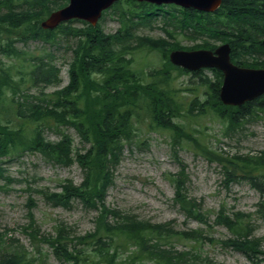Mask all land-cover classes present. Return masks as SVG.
<instances>
[{"label":"trees","instance_id":"16d2710c","mask_svg":"<svg viewBox=\"0 0 264 264\" xmlns=\"http://www.w3.org/2000/svg\"><path fill=\"white\" fill-rule=\"evenodd\" d=\"M66 2L0 0V26L20 29L31 39L45 42L53 41L56 34L61 33L77 40L73 45L74 57L69 63L71 84L66 89L49 94L42 91L41 97L36 99L24 95L20 87L22 82L15 80L9 67L0 64V162L5 156L18 158L30 152L38 153L46 162L55 165L69 167L77 164L80 168V184L64 180L59 192L43 193L52 206L70 208L72 202L78 200L84 208L96 212L95 227L90 233L70 237L64 227L56 226L54 237H44L43 241L48 242L53 255L62 264H78L79 258L84 263L90 256L82 254L81 249L77 248L78 244L93 248L99 260H91L90 264H144V260L153 264H195L188 259L191 256L189 251H175L166 245L173 236L213 243L202 230L175 232L170 224L138 221L106 207L105 191L110 184L111 167L118 161L124 146L132 143L137 136L135 124L147 122L149 130L169 134L173 151L181 143L191 147L209 161L220 163L226 181L245 178L264 197V152L258 157H223L203 145L202 139L195 135H201L200 131L191 129L188 124L176 122L183 112L188 120L195 122L210 116L212 120L220 119L226 124V129L233 131L240 125L262 118L264 95L238 107L223 105L218 97L222 74L210 69L216 75L215 80L203 76L205 70L190 73L206 87V98L199 99L197 89L187 88L183 91L191 95L182 102L178 99L179 91L170 86L173 80L170 67L179 73L189 72L172 66L164 48L159 51L163 63L170 66L164 69L165 73L155 69L146 72L134 68L132 53L146 48L142 44L133 45L134 41H141L132 32L135 26L141 24H134V21L151 27V20L164 14L163 20L172 28L167 30L168 36L180 31L193 40L228 42L232 63L241 67L264 68V46L261 44L264 39V0H222L214 13H201L173 5L158 7L145 2L119 0L110 9L121 25L112 36L103 35L97 30L98 26L92 27L85 23H82L83 28L71 27L75 21L54 30H43L40 21ZM121 2L128 5L127 12H124ZM6 46L7 52L11 53V45ZM208 47L205 49H212ZM1 52L6 53V50ZM20 53H16V56ZM26 67L29 70L24 83L28 85L39 82L48 87L59 82L58 69L49 61L40 58ZM33 99L36 103L30 102ZM50 122L61 135L57 142L47 141L43 137L45 124ZM60 127L74 129L80 139L79 148L73 146V140ZM183 176L181 168L177 178L171 180L175 187L173 200L187 218L207 225V218L200 213L199 204L184 194ZM262 203H259L260 207ZM213 224L225 226L233 235V238L222 241L223 245L252 261L259 260L256 264H264L261 241L259 238H250L251 228L241 217L234 214V218H231L220 210ZM207 226L210 228L212 225ZM2 235L5 234L0 233V242ZM130 246H135L136 251L126 259L118 260L120 251ZM23 252L18 249L8 256L0 252V264H29L30 259ZM259 256L262 257L259 259ZM193 259L198 260L197 257ZM198 264H202V261Z\"/></svg>","mask_w":264,"mask_h":264},{"label":"rangeland","instance_id":"374dc122","mask_svg":"<svg viewBox=\"0 0 264 264\" xmlns=\"http://www.w3.org/2000/svg\"><path fill=\"white\" fill-rule=\"evenodd\" d=\"M120 5L123 6L124 12H127L128 5L122 2ZM163 15L153 18L151 27L134 21V24H141L132 30L141 41H134L133 45H146V48L136 50L131 55L135 69H144L146 72L155 69L165 73L164 69L170 66L163 63L164 59L159 51L161 48L169 54L176 49L192 51L208 46L214 48L220 44L218 41L193 40L185 37L180 31L168 36L167 30L172 28L166 25ZM97 25V30L106 36L116 34L121 27L118 17L111 10ZM71 27L84 26L72 23ZM76 41L61 33L56 34L53 41L45 42L31 39L20 29L0 26V64L9 67L15 80L22 82L20 87L24 95L39 98L42 91L49 94L66 89L71 84L69 63L74 57L73 45ZM6 45H11V53L7 52ZM3 50H6V53L1 52ZM19 52L21 53L16 56ZM40 58L45 62L49 61L58 69V83L48 87L39 82L33 85L24 83L29 70L26 66ZM170 70L173 77L170 86L179 91V100L184 102L189 99L190 92L183 91L187 88L197 89V94L200 93L199 99L206 98L207 89L198 77L190 73H179L172 67ZM202 75L216 79V75L210 70H205ZM30 102L36 103V100ZM12 120L16 121L14 118ZM177 121L200 131L201 135L194 133L202 139L203 145L223 157H258L264 152V115L261 119L240 125L233 131L226 129V124L220 119L212 120L210 116L195 122L188 120L183 112ZM135 125L137 136L132 141L134 143L124 146L118 161L111 168L110 184L105 191L106 207L138 221L170 224L175 232L202 230L213 243L207 240L194 242L173 236L168 239L169 244L166 245H170L175 251H189L193 258H198L194 260L191 256L188 257L190 262L195 264L199 261H202V264H256L259 260L252 261L231 247L223 245L222 241L233 238V235L225 226L213 223L220 210L231 218H234V214L238 215L249 224L250 238L260 239V249L264 251V197L245 178L238 177L233 181H226L220 163L216 160L209 161L202 154L195 153L191 147L181 143L173 151L167 132L149 130L147 122ZM55 128L53 122L45 124V140L59 141L61 135ZM59 129L70 136L75 148L80 147V139L73 128ZM181 168L184 173V194L199 204L200 213L207 218V225H212L210 228L195 219L187 218L173 200L175 187L171 180L177 178ZM64 180H71L75 185L80 184L82 174L77 164L69 167L55 165L46 162L38 153L30 152H25L18 158H1L0 233L5 235L1 236L0 252L8 256L15 250L22 249L26 258L30 259L29 264H62L53 255L48 242L43 241L44 237H54L56 226L64 227L70 237H81L94 230L96 212L84 208L78 200L73 201L70 208L55 207L46 201L43 193L59 192L60 184ZM261 201L263 203L260 207ZM77 248L81 249L82 254L90 255L84 263L81 262L82 258H79L78 264H90L91 260H99L91 246L78 244ZM134 251L135 246L120 251L118 260L126 259ZM260 257L262 256H259V259ZM143 263L153 264L146 260Z\"/></svg>","mask_w":264,"mask_h":264},{"label":"water","instance_id":"95a60500","mask_svg":"<svg viewBox=\"0 0 264 264\" xmlns=\"http://www.w3.org/2000/svg\"><path fill=\"white\" fill-rule=\"evenodd\" d=\"M118 0H69L68 4L52 12L40 23L42 29H54L60 23L79 19L95 25L101 12ZM157 5L175 4L184 8H192L203 12H213L221 4V0H136ZM264 46V40L262 41ZM230 47L222 44L215 50L170 52L169 61L186 70L195 71L210 67L221 71L222 84L219 99L224 105L240 106L264 94V69L242 68L234 65L229 57Z\"/></svg>","mask_w":264,"mask_h":264},{"label":"bare ground","instance_id":"6f19581e","mask_svg":"<svg viewBox=\"0 0 264 264\" xmlns=\"http://www.w3.org/2000/svg\"><path fill=\"white\" fill-rule=\"evenodd\" d=\"M249 8H251V7H249ZM3 11V10H2ZM243 13V12H242ZM247 20L249 19V18H246ZM245 20V19H244ZM253 27V26H252ZM132 36V35H131ZM36 99V98H35ZM61 100V99H60ZM41 101V100H40ZM46 103V102H45ZM24 104V103H23ZM32 105V104H31ZM37 105V104H36ZM75 105V104H74ZM60 140V139H59ZM40 142V141H39ZM50 143V142H49ZM45 144V143H44ZM62 146V145H61ZM72 150V149H71ZM112 168V167H111ZM89 172V171H88ZM84 173V172H83ZM108 174V173H107Z\"/></svg>","mask_w":264,"mask_h":264}]
</instances>
